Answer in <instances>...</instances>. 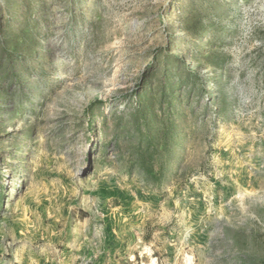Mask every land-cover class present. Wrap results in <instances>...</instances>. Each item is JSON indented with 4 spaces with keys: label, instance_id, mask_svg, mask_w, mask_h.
<instances>
[{
    "label": "rangeland",
    "instance_id": "374dc122",
    "mask_svg": "<svg viewBox=\"0 0 264 264\" xmlns=\"http://www.w3.org/2000/svg\"><path fill=\"white\" fill-rule=\"evenodd\" d=\"M185 3L78 0L73 17L55 1L53 91L0 117V264H264V0H226L200 41L183 32ZM169 44L230 56L165 115L149 174L120 102L161 56L158 82Z\"/></svg>",
    "mask_w": 264,
    "mask_h": 264
},
{
    "label": "trees",
    "instance_id": "16d2710c",
    "mask_svg": "<svg viewBox=\"0 0 264 264\" xmlns=\"http://www.w3.org/2000/svg\"><path fill=\"white\" fill-rule=\"evenodd\" d=\"M55 1L0 0V117L7 114L6 119L10 124L14 119L32 113L37 98L53 91L51 74L57 61L52 49H47V41L52 33L51 16ZM62 1L70 5V14L75 15L78 0ZM224 2L226 0H186L179 15L186 38L200 41L210 35L211 18L213 20L218 16L217 9ZM70 27L72 35H79L75 30V21L70 23ZM224 35H228V32ZM171 47L172 44H169L166 47L168 52L163 55L166 64L158 82L153 76L161 66V56L157 57L143 77L142 85L147 86L149 91L141 87L134 97L124 98L120 102L124 105L123 114L134 111L131 113V124L143 145L142 166L149 174L154 171L153 162L157 154L169 146V132L161 124L165 115L173 118L178 105L183 102L184 89L188 91L186 99L189 105L198 90L200 95H204L210 76L204 74L203 70L223 66L222 61L230 56L226 52L212 56L207 47H198L180 56L174 54ZM96 105L88 106L86 112L89 113ZM93 122L89 120L90 127L94 126ZM33 133V128L25 132L28 136Z\"/></svg>",
    "mask_w": 264,
    "mask_h": 264
}]
</instances>
